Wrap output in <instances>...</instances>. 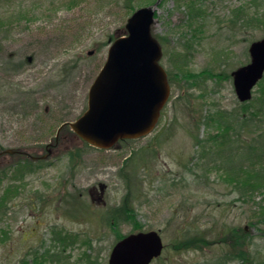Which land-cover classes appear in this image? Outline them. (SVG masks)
<instances>
[{"label":"rangeland","instance_id":"obj_1","mask_svg":"<svg viewBox=\"0 0 264 264\" xmlns=\"http://www.w3.org/2000/svg\"><path fill=\"white\" fill-rule=\"evenodd\" d=\"M4 2L1 26L14 25L0 29V150L42 151L66 127L37 170L0 168V264H108L117 241L152 230L165 244L152 264H243L224 242L226 226L245 232L243 251L264 264V225L248 224L252 209L234 202L220 174L195 166L196 141L220 132L218 115L240 105L231 72L250 63V44L264 37V0H132L131 11L110 0ZM156 2L151 31L171 95L148 137L94 148L70 125L87 110L114 35Z\"/></svg>","mask_w":264,"mask_h":264},{"label":"water","instance_id":"obj_2","mask_svg":"<svg viewBox=\"0 0 264 264\" xmlns=\"http://www.w3.org/2000/svg\"><path fill=\"white\" fill-rule=\"evenodd\" d=\"M157 3L137 9L127 19L126 35L113 41L90 86L87 111L70 125L94 147L110 148L119 140L148 136L167 103V73L159 63L161 46L151 31ZM249 48L250 63L231 73L240 103L252 98L253 88L264 75V37ZM163 248L156 231L131 234L114 245L108 264H150Z\"/></svg>","mask_w":264,"mask_h":264},{"label":"trees","instance_id":"obj_3","mask_svg":"<svg viewBox=\"0 0 264 264\" xmlns=\"http://www.w3.org/2000/svg\"><path fill=\"white\" fill-rule=\"evenodd\" d=\"M109 2V0H103ZM122 4V8L130 10L132 8V0H110ZM5 3L0 0V4ZM11 2H9L10 4ZM15 13V11H14ZM11 13L10 20H22L21 15H14ZM18 14H21L20 12ZM33 14V13H31ZM32 16H26L25 23L32 21ZM251 24H258L257 17H251ZM3 34H8L13 30L12 24L9 28L1 26ZM22 24L19 23L18 25ZM115 36V35H114ZM113 35L110 38L114 37ZM260 87L259 94L249 102L240 104L232 114H219L216 119L218 124V131L215 134L206 136L201 140H197L196 144L201 149L197 167L202 168L205 173L216 171L220 174L221 181L230 188V194L234 195V202H241L244 206L251 208V213L247 217L248 224L254 228L258 225H264V77L258 84ZM208 117V116H207ZM17 170V169H16ZM2 173V174H1ZM0 179L5 176V171H1ZM223 183V184H224ZM11 196L18 194V187L11 186ZM0 202V217L5 214L4 208L7 204L4 196ZM12 199L9 197L7 203ZM40 201L44 199L40 198ZM42 201V202H43ZM33 210L36 207L32 206ZM40 208V207H39ZM38 208V211H39ZM43 210V208H41ZM238 227V226H237ZM237 227L226 226L225 243H230L236 250L237 259L243 264H256L245 251H243V244H245V237L247 234L241 232ZM0 238V243L7 238L6 231ZM227 233V234H226ZM65 240V239H64ZM62 240V241H64ZM84 246H86L84 244ZM87 247V246H86ZM20 264H43L38 258L32 259L29 263L26 260H21Z\"/></svg>","mask_w":264,"mask_h":264},{"label":"flooded vegetation","instance_id":"obj_4","mask_svg":"<svg viewBox=\"0 0 264 264\" xmlns=\"http://www.w3.org/2000/svg\"><path fill=\"white\" fill-rule=\"evenodd\" d=\"M45 111L47 112V108L45 109ZM65 125H62V127L60 126L59 129L57 130V136L55 137L54 140L51 141L50 144H47L44 147V150L39 151L37 149H35L34 147L32 148H10V149H5V150H0V168L3 166L6 167H17L19 165H21L22 163L25 164H29L32 167V170H37L39 164H42L44 162H46L47 160H49L50 157H53V154H55V150L59 148V136L62 132L63 129H65ZM63 139H65V137H63ZM45 151V152H43ZM44 154H43V153ZM47 156V157H44ZM8 157L10 159H8ZM17 158L16 160L12 161V158ZM17 162V163H16ZM31 170V171H32ZM89 193L91 194V190L89 191ZM92 195V194H91Z\"/></svg>","mask_w":264,"mask_h":264}]
</instances>
